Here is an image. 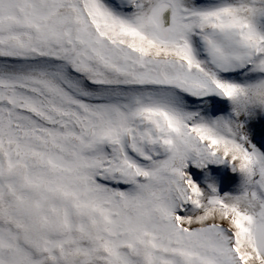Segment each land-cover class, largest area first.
I'll list each match as a JSON object with an SVG mask.
<instances>
[{
	"label": "snow or ice",
	"instance_id": "snow-or-ice-1",
	"mask_svg": "<svg viewBox=\"0 0 264 264\" xmlns=\"http://www.w3.org/2000/svg\"><path fill=\"white\" fill-rule=\"evenodd\" d=\"M0 264H264V0H0Z\"/></svg>",
	"mask_w": 264,
	"mask_h": 264
},
{
	"label": "rangeland",
	"instance_id": "rangeland-1",
	"mask_svg": "<svg viewBox=\"0 0 264 264\" xmlns=\"http://www.w3.org/2000/svg\"><path fill=\"white\" fill-rule=\"evenodd\" d=\"M232 175H234V174H232ZM194 179H195V177H194ZM218 190L221 191V192L226 191L227 190V185L220 184Z\"/></svg>",
	"mask_w": 264,
	"mask_h": 264
}]
</instances>
